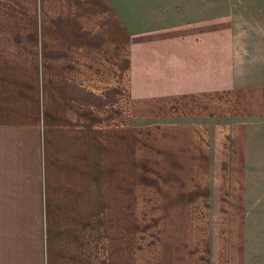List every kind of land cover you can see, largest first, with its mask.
Here are the masks:
<instances>
[{
  "label": "crops",
  "instance_id": "0c3cea01",
  "mask_svg": "<svg viewBox=\"0 0 264 264\" xmlns=\"http://www.w3.org/2000/svg\"><path fill=\"white\" fill-rule=\"evenodd\" d=\"M19 8L0 28V264H138L154 193L209 210L156 264L259 259L242 231L264 208V0Z\"/></svg>",
  "mask_w": 264,
  "mask_h": 264
},
{
  "label": "rangeland",
  "instance_id": "374dc122",
  "mask_svg": "<svg viewBox=\"0 0 264 264\" xmlns=\"http://www.w3.org/2000/svg\"><path fill=\"white\" fill-rule=\"evenodd\" d=\"M21 1L30 6L32 0ZM18 13H21L19 0H0V28L14 26L13 20L15 19L12 16H17ZM8 15H10L9 21L7 19ZM163 195L159 193L150 194V196L148 194H139L137 225L138 264H156L157 261H161V249L169 253L184 248V243L181 242V235L184 234L185 230L187 240L192 229L197 231L198 225L197 223L196 225L194 224L196 220L204 219L206 224H208V208L188 209L189 198L192 200L194 195H186L185 204L187 208L185 210L166 208L171 204L164 203ZM174 205H177V203H174ZM206 205L202 198L201 206ZM245 214H247L246 211ZM240 218L241 220L244 219L241 216ZM222 233L220 240L224 245L225 227ZM242 234H249L251 253L259 255V259L256 258L252 264H264V208L251 210L249 220L247 219L243 222ZM187 244L189 242H186Z\"/></svg>",
  "mask_w": 264,
  "mask_h": 264
}]
</instances>
